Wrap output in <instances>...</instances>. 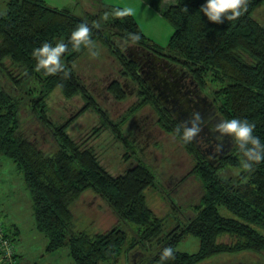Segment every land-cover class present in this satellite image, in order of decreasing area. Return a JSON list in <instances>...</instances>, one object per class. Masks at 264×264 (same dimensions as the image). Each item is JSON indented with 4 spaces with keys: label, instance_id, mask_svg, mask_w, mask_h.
I'll return each mask as SVG.
<instances>
[{
    "label": "trees",
    "instance_id": "1",
    "mask_svg": "<svg viewBox=\"0 0 264 264\" xmlns=\"http://www.w3.org/2000/svg\"><path fill=\"white\" fill-rule=\"evenodd\" d=\"M146 1L159 10L163 4H171L161 11L174 27L167 55L148 44L131 15L111 18L110 26L116 30L117 38H110L98 26L100 14L89 13L82 18L67 8H51L44 0L9 1L7 12L0 13V75L9 88L0 85V159L8 157L23 173L33 200L37 231L48 238L46 251L54 253L67 247L73 264H112L154 241L156 252L149 258V264H160V254L167 246L174 248L175 255L163 264H200L225 254L244 252L260 255L264 253V162L251 170L243 169L242 153L235 146L218 164H212L193 142L184 143L176 134L178 124L173 115L142 80L138 63L128 59L126 48L121 49L119 42L147 48L191 69L188 71L200 86L207 81L216 85L213 99L222 118L248 119L256 125L254 134L264 141V24L255 17L257 9L264 7V0H247L246 12L219 24L209 21L200 11L205 0ZM82 21L92 28V38L106 45L121 62L125 75L142 86L144 99L126 119L107 126L131 148V154L137 155L121 127L133 113L151 106L160 129L175 137L195 158L192 171L183 179L184 183L195 176L202 184L204 193L194 206V213L186 215L182 207L172 202L170 215L157 216L147 194L148 190L160 187L152 166L139 159V163L115 177L100 163L93 149L68 135L67 129L75 118L92 108L108 123L94 96L72 68L73 62L88 48L69 45L62 58L67 76L64 71L52 74L38 71L32 51L44 41L68 42L71 31ZM130 32L139 33L140 39L127 40ZM30 79L41 83L44 91L34 96L23 90L21 86ZM58 89L68 99L81 94L86 99L81 111L64 123L50 119L45 100L48 92ZM110 92L118 100L127 95L118 81L112 83ZM26 112L31 122L24 121ZM232 168L240 172L229 174ZM88 190L111 207L118 221L108 231L96 235L74 231L71 208ZM170 218L177 221L173 229L168 227ZM133 226L137 237L130 239L127 229ZM15 228L18 230L16 225ZM15 228L7 227L6 231L13 243L20 234ZM188 235L199 241L195 253L177 249ZM222 236H229L232 243L220 244ZM15 257L18 261L17 251ZM0 260V264H5L1 252Z\"/></svg>",
    "mask_w": 264,
    "mask_h": 264
},
{
    "label": "rangeland",
    "instance_id": "2",
    "mask_svg": "<svg viewBox=\"0 0 264 264\" xmlns=\"http://www.w3.org/2000/svg\"><path fill=\"white\" fill-rule=\"evenodd\" d=\"M10 0H0V13L7 12V5ZM51 8L69 9L74 15L87 18L88 14H100L98 26L103 28L110 38H117L114 34L116 30L110 26L113 16L104 18L105 11H111L114 6H130L134 9L133 16L140 26L142 33L148 39V44L162 54L169 52V43L172 38L174 27L163 17L161 11L166 10L170 3L163 4L162 9L151 6L146 0H44ZM256 19L264 24V7L258 8ZM61 40V39H60ZM101 49L99 57H92L88 51L77 58L72 68L79 80L88 89L91 96H94L96 106L101 109V113L108 119L105 124L103 118L94 109H90L75 118L67 129L70 138L93 149L96 152L100 163L113 176L124 174L130 166L139 163V159L148 163L156 171L160 187L148 190V203L152 210L159 217L170 215L171 206L177 203L183 208L187 215L195 211L194 206L198 204L203 196L201 181L195 176L189 177L182 186L183 179L192 171L195 159L186 152L173 136L166 134L158 126V116L151 106L138 110L128 117L127 122L121 127L126 139L133 144V150L137 153L131 154V148L115 137L112 128L107 125H115L126 119L133 111L137 103L144 99L142 96L141 83L132 77L126 76L123 65L117 60L113 52L104 44L97 43ZM131 46L127 42H119V47L124 49ZM63 61V59H62ZM181 68L190 70L185 66ZM193 71V70H192ZM0 75V85L4 84ZM114 81L121 83L126 98L118 100L116 95L110 92V87ZM127 83L128 88L125 87ZM202 84V83H201ZM216 86V85H215ZM215 86L207 81L200 86L210 98L215 97ZM26 92L34 96L44 91V87L36 79H30L21 86ZM9 89V88H8ZM46 104L49 109L50 119L56 123H64L75 116L81 108L86 105L85 96L76 95L73 98L64 97L60 89L50 91L46 96ZM214 100V99H213ZM24 121L31 122L30 115L24 114ZM154 121L152 129L157 126L158 132L150 135V127H146ZM143 125L142 128L137 126ZM140 133V134H139ZM150 135V136H149ZM149 136L150 138H146ZM136 139V141L134 140ZM240 171L233 169L229 174H238ZM173 202V203H172ZM30 192L25 185L23 173L18 166L8 157L0 159V215L6 226L15 223L22 228V235L14 241L16 248L23 253L20 257V264H73L69 254V248L65 247L54 253H48V238L44 233H39L36 229L35 210ZM192 208V209H191ZM75 229L74 231H88L91 235L108 229L118 223L113 210L93 191L88 190L80 200L74 203L73 207ZM179 213V212H176ZM168 227L174 228L176 220L170 218ZM130 239L137 237V229L133 226L127 229ZM140 235V234H139ZM147 243V242H146ZM156 241L147 243L143 248L136 249L128 256H123L112 264H149V258L155 255ZM219 243L231 244L229 236H222ZM177 249L181 252L195 253L199 250L197 238L188 235L183 239ZM17 250V251H18ZM136 258V261L133 259ZM144 259V261H143ZM249 262L251 264H264V253L222 255L212 258L203 264H222L232 260ZM17 260V259H16ZM1 261V260H0ZM143 261V262H142ZM18 264V261H17Z\"/></svg>",
    "mask_w": 264,
    "mask_h": 264
},
{
    "label": "clouds",
    "instance_id": "3",
    "mask_svg": "<svg viewBox=\"0 0 264 264\" xmlns=\"http://www.w3.org/2000/svg\"><path fill=\"white\" fill-rule=\"evenodd\" d=\"M200 11L207 16L208 20L214 23H223L224 20H234L247 11V0H205ZM134 9L130 6H114L111 11H106L103 15L107 19L109 16L123 17L133 14ZM92 28L86 22H80L72 31L69 41L63 39L56 41H44L32 51V56L36 59V69L52 74L64 71L67 76L62 58L69 45L79 49L82 45L87 46L92 57H99L101 49L92 38ZM127 40L136 41L140 39V34L130 32ZM207 124L204 116L199 110H193L189 119L181 121L176 128V134L184 143L195 141L204 131ZM255 123L246 118L231 117L219 119L209 127L214 139L210 141L212 152L223 153L225 148V138H230L233 144L242 153L240 166L243 169L251 170L261 162H264V141L254 134ZM175 250L172 246L164 247L160 254V264L168 258L174 257Z\"/></svg>",
    "mask_w": 264,
    "mask_h": 264
},
{
    "label": "flooded vegetation",
    "instance_id": "4",
    "mask_svg": "<svg viewBox=\"0 0 264 264\" xmlns=\"http://www.w3.org/2000/svg\"><path fill=\"white\" fill-rule=\"evenodd\" d=\"M137 52L138 54L137 55L135 54L133 58L134 59L136 58V60L138 61V65L141 64L142 66H145L149 64L150 69H152L154 65L153 64L151 65L150 62H153V59H151L150 56H148L147 54L144 55V52L142 51L143 52L142 53L141 49H137ZM172 64L173 65H169V66H166L165 63L157 64V68L160 67L161 70L157 69L158 71L157 70L153 71L152 77H157L163 80L161 76H165L164 80H166L167 84H171L170 85L171 87L174 85L173 84L174 82L181 83V92H183V97L180 103H182L186 108L187 106H190L191 108H193V110L202 109V110L209 111L208 102L214 103L213 108L215 109V115L207 121V124L204 126V131L195 141H193V143L198 148L202 156L206 158V160H208L212 164H218V162L223 159V157H221L222 153H215L211 156L209 155V153L212 152V147L210 146L209 142L214 139L213 134L209 131V127L215 124L220 119V117L222 118L221 114L218 111L216 102H214L212 98H210L204 91H202L199 83L194 79L193 76H191L188 70H185L179 67L177 64H174V63ZM142 73L146 75L145 71H142ZM125 87L128 88L127 83L125 84ZM171 108H172V105L168 107L169 110H171ZM151 119L152 118H150V116L145 118L146 121L148 120V124H146V127H150V135L152 136L154 135L155 132H158V129H157L158 127L154 126V129H152L151 126L154 125L155 122L152 121L151 123H149ZM142 126L143 125L138 124L137 129L142 128ZM149 136H147L146 138L147 139L150 138ZM134 140L136 141V139ZM230 141H231L230 138H225L224 152L228 149ZM185 183H182V186H184ZM133 260L136 261V258H134ZM240 260L241 259L232 260L228 262L225 261V262H222V264H251L249 262H246V261L242 262ZM259 262L260 263H256V264H263L261 261ZM200 264H203V263H200Z\"/></svg>",
    "mask_w": 264,
    "mask_h": 264
},
{
    "label": "water",
    "instance_id": "5",
    "mask_svg": "<svg viewBox=\"0 0 264 264\" xmlns=\"http://www.w3.org/2000/svg\"><path fill=\"white\" fill-rule=\"evenodd\" d=\"M137 49H141V52L143 51L144 55L147 54L148 56H150V58L153 59V62L150 61L149 62L151 65L152 64L154 65L152 69H150L149 64L145 66H142L141 64H140L141 66L139 65L140 67L138 71L142 77V80L147 84L148 88L152 90V92L156 95L157 100L160 101L161 104H163V106L166 108L168 113L170 115H173V118L178 125L180 124L181 121L189 119L193 111V108H191L190 106H187L186 108L182 103H180L183 97V92H181V83L172 82L174 85L171 87L170 86L171 84H167L166 80H164L165 76H161L163 80L157 77H152V72L156 71L157 69H160V67L157 68V64L165 63L166 66H169V65H173L172 62L164 57H161L158 54L156 55L147 48L131 45L126 47V54L128 59L131 60L132 62L138 63L136 58L135 59L133 58L135 54L136 55L138 54ZM142 71H145L146 75H144ZM171 105L172 108L171 110H169L168 107ZM208 106H209V111L197 109L202 113V115L205 118V121H208L210 118H212L215 115V109L213 108L214 103L208 102ZM220 119L223 118L220 117ZM234 148L235 145L231 140L228 149L221 154V157L225 158L226 156H228L229 153L232 152Z\"/></svg>",
    "mask_w": 264,
    "mask_h": 264
},
{
    "label": "built area",
    "instance_id": "6",
    "mask_svg": "<svg viewBox=\"0 0 264 264\" xmlns=\"http://www.w3.org/2000/svg\"><path fill=\"white\" fill-rule=\"evenodd\" d=\"M6 231L7 226L0 216V252L2 261L5 264H17L15 257L17 248L10 238H7Z\"/></svg>",
    "mask_w": 264,
    "mask_h": 264
},
{
    "label": "crops",
    "instance_id": "7",
    "mask_svg": "<svg viewBox=\"0 0 264 264\" xmlns=\"http://www.w3.org/2000/svg\"><path fill=\"white\" fill-rule=\"evenodd\" d=\"M1 213V212H0ZM1 216V215H0ZM1 218H2V216H1ZM10 224V226L8 225L7 227L8 228H10L11 226L13 227V228H15V225H16V227L18 228V230H16V228H15V231L16 232H18V233H20L19 234V236H21L23 233H22V228H20V225H17V224H15V223H9ZM37 229V228H36ZM18 250V249H17ZM22 252H21V250L19 251H17V256H18V264H20L21 262L19 261L20 260V257L22 256ZM70 257H71V254H70Z\"/></svg>",
    "mask_w": 264,
    "mask_h": 264
}]
</instances>
